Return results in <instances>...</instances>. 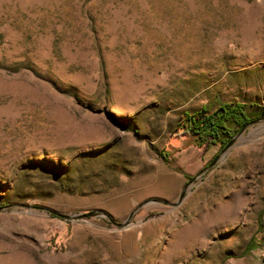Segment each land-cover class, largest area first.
I'll list each match as a JSON object with an SVG mask.
<instances>
[{"label": "rangeland", "instance_id": "1", "mask_svg": "<svg viewBox=\"0 0 264 264\" xmlns=\"http://www.w3.org/2000/svg\"><path fill=\"white\" fill-rule=\"evenodd\" d=\"M231 101L264 110V0H0V264H264V117L177 130Z\"/></svg>", "mask_w": 264, "mask_h": 264}, {"label": "trees", "instance_id": "2", "mask_svg": "<svg viewBox=\"0 0 264 264\" xmlns=\"http://www.w3.org/2000/svg\"><path fill=\"white\" fill-rule=\"evenodd\" d=\"M258 109L238 101L222 103L213 111L202 107L199 111L184 113L177 130L190 138L193 146L206 150L217 147L219 154L244 126L264 117V110L259 113ZM160 156L167 161L168 154L160 153Z\"/></svg>", "mask_w": 264, "mask_h": 264}, {"label": "water", "instance_id": "3", "mask_svg": "<svg viewBox=\"0 0 264 264\" xmlns=\"http://www.w3.org/2000/svg\"><path fill=\"white\" fill-rule=\"evenodd\" d=\"M260 120H261V119H260ZM260 120H258V121H260ZM262 120H263V119H262ZM258 121H255V122H253V123H251V124H249V125L244 126V127L239 131V133L231 139V141L227 144V146L224 148L223 151L227 150V149L233 144V142L236 140V137H237L240 133H242V132H243L248 126H250V125H252V124H255V123L258 122ZM223 151H222V152H223ZM184 194H185V191L183 190L182 193H181L180 196H179V201L182 200V198L184 197ZM154 202H158V201H157V200H154ZM161 203H163V204H165V205H168V206H176V205H177V204H169V203H166V202H161ZM51 213H52L53 215H55V216L60 217V218H64V219H67V218H68V216H65V215H62V214H59V213H55V212H51ZM96 215H97V212H90V213H87V214L78 215L77 217H78V218H90V217H95ZM132 216H133V213L129 215L128 219H127L124 223H120V224H119V223H114L115 226H117V227H126V226H128L129 223H130V220H131Z\"/></svg>", "mask_w": 264, "mask_h": 264}]
</instances>
